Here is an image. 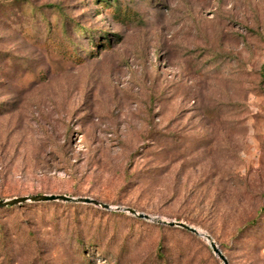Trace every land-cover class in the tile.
<instances>
[{"label": "rangeland", "instance_id": "obj_1", "mask_svg": "<svg viewBox=\"0 0 264 264\" xmlns=\"http://www.w3.org/2000/svg\"><path fill=\"white\" fill-rule=\"evenodd\" d=\"M91 197L264 264V0H0V199ZM0 264H223L83 202L0 208Z\"/></svg>", "mask_w": 264, "mask_h": 264}, {"label": "water", "instance_id": "obj_2", "mask_svg": "<svg viewBox=\"0 0 264 264\" xmlns=\"http://www.w3.org/2000/svg\"><path fill=\"white\" fill-rule=\"evenodd\" d=\"M48 201H65V202H75V203L83 202V203L93 204L95 206H99L107 210L127 212L138 218L146 219L156 224L185 229L197 236L205 238L212 247L213 252L222 260L223 264H231L228 257L224 254V252L220 248L219 244L216 242L213 236L208 232L203 231L184 221L169 220L161 216H154L148 213L140 212L137 209L130 206L115 207L112 206L111 204L102 202L100 200L91 197H74V196H68L62 194H34V195H26V196H17L10 199H0V208L23 205L28 202H48Z\"/></svg>", "mask_w": 264, "mask_h": 264}, {"label": "trees", "instance_id": "obj_3", "mask_svg": "<svg viewBox=\"0 0 264 264\" xmlns=\"http://www.w3.org/2000/svg\"><path fill=\"white\" fill-rule=\"evenodd\" d=\"M11 207H14V206H9L8 208H11ZM4 208H6V207H4ZM181 230H182V231H187V230L182 229V228H181ZM188 232H189V231H188ZM189 233H190V232H189Z\"/></svg>", "mask_w": 264, "mask_h": 264}]
</instances>
